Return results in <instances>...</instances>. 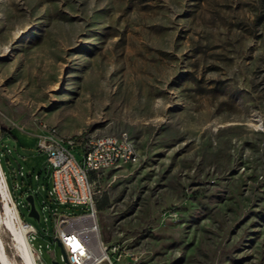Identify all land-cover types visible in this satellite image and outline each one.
Instances as JSON below:
<instances>
[{
    "label": "rangeland",
    "instance_id": "rangeland-1",
    "mask_svg": "<svg viewBox=\"0 0 264 264\" xmlns=\"http://www.w3.org/2000/svg\"><path fill=\"white\" fill-rule=\"evenodd\" d=\"M45 124L134 141L140 162L94 179L122 264H264V0H0V143L17 136L0 149L10 264H25L19 208L38 264H65L45 191L40 220L28 215L51 181Z\"/></svg>",
    "mask_w": 264,
    "mask_h": 264
},
{
    "label": "built area",
    "instance_id": "built-area-1",
    "mask_svg": "<svg viewBox=\"0 0 264 264\" xmlns=\"http://www.w3.org/2000/svg\"><path fill=\"white\" fill-rule=\"evenodd\" d=\"M41 127L36 135L38 148L48 155L51 185L48 189L44 185L33 189V195L41 190L46 192L41 205L50 213L52 238L61 241L67 253V264H122V257L129 253L119 243L107 245L102 236L97 208L102 190L96 187L94 179L109 169L140 162V155L130 154L127 142H120V136L110 139V145H101L99 139L94 146H87L84 139L79 141L76 138H65V143H55L48 134H41ZM20 175L25 176L22 168ZM2 177L12 195L4 169ZM36 178L39 180L40 176ZM11 199L18 209L19 203L13 196ZM67 205L85 206L86 211L72 213L62 209ZM45 220L49 221V216H45ZM21 222L35 239L38 234L36 226L24 219Z\"/></svg>",
    "mask_w": 264,
    "mask_h": 264
},
{
    "label": "bare ground",
    "instance_id": "bare-ground-1",
    "mask_svg": "<svg viewBox=\"0 0 264 264\" xmlns=\"http://www.w3.org/2000/svg\"><path fill=\"white\" fill-rule=\"evenodd\" d=\"M43 134H48L50 138L52 139V141L55 143H65V138L66 139L75 138V137L64 136L62 134H59L56 128L49 126L48 124L44 125ZM118 138H119V135L107 134V135H99V136L90 135L83 139H84V143L87 144V146H94L96 143L99 142V139H101V145H110V139H118ZM120 142H127V148L129 149L130 154L140 155L134 141L129 139L127 135H120ZM2 171H3V167L0 163V177H1L0 189L3 190V194L5 196L4 198L8 199L9 196H11V193L7 188L5 179L2 177ZM17 212H18V209H17ZM22 226H23V233L17 238L18 243L21 245V247H19L20 248L19 257H22L25 264H38L37 259L34 254V248L28 238L29 230L27 229L25 225H22ZM0 264H10L9 262H7L6 257L3 256L2 249H0Z\"/></svg>",
    "mask_w": 264,
    "mask_h": 264
},
{
    "label": "water",
    "instance_id": "water-1",
    "mask_svg": "<svg viewBox=\"0 0 264 264\" xmlns=\"http://www.w3.org/2000/svg\"><path fill=\"white\" fill-rule=\"evenodd\" d=\"M4 143L9 144V145H11V146H15V143H16V142H15V140H13V139L3 140V141L0 143V148L3 146ZM32 151H33V150H27L28 153H29V152H32ZM26 200H27V202H28L29 205H30L28 215H29L30 217H32V218H35V219H37V220H40V213H39V210L37 209L36 204H35V196H34L33 194H29V195L26 197ZM56 241H57L58 245H59V246L61 247V249H62V252H63V254H64V256H65V264H67V262H68V259H67V253H66V251H65V249H64V247H63L61 241L58 240V239H57ZM53 264H61V263L58 262V261H54Z\"/></svg>",
    "mask_w": 264,
    "mask_h": 264
},
{
    "label": "trees",
    "instance_id": "trees-1",
    "mask_svg": "<svg viewBox=\"0 0 264 264\" xmlns=\"http://www.w3.org/2000/svg\"><path fill=\"white\" fill-rule=\"evenodd\" d=\"M13 136V140H15V142H16V138H17V136L16 135H12ZM83 138L81 137V138H77V140H79V141H81ZM9 147L10 148V146L8 145V144H6V143H4L3 144V146L0 148V149H2V148H4V147ZM10 150H11V148H10ZM1 164H2V162H1ZM3 166V165H2ZM40 176V175H39ZM41 178V177H40ZM8 183H9V181H8ZM42 185H44L45 187H46V189H48V188H50V185H51V181H49V183H47V182H43L42 183ZM9 186H10V183H9ZM10 188H11V186H10ZM23 188V187H22ZM11 192H12V189H11ZM13 194V193H12ZM15 200H16V198H15ZM19 211H20V213H21V217L24 219V220H26V221H28L27 219H26V215L21 211V209L19 208Z\"/></svg>",
    "mask_w": 264,
    "mask_h": 264
},
{
    "label": "flooded vegetation",
    "instance_id": "flooded-vegetation-1",
    "mask_svg": "<svg viewBox=\"0 0 264 264\" xmlns=\"http://www.w3.org/2000/svg\"><path fill=\"white\" fill-rule=\"evenodd\" d=\"M7 139H9V137H7V138H4L3 140H7ZM3 140H2V141H3ZM8 145H9V144H8Z\"/></svg>",
    "mask_w": 264,
    "mask_h": 264
}]
</instances>
